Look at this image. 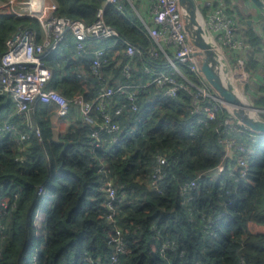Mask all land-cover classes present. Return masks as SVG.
Instances as JSON below:
<instances>
[{
	"label": "trees",
	"instance_id": "1",
	"mask_svg": "<svg viewBox=\"0 0 264 264\" xmlns=\"http://www.w3.org/2000/svg\"><path fill=\"white\" fill-rule=\"evenodd\" d=\"M56 1L60 15L87 22L97 18L106 2ZM124 3L125 9L106 6L107 22L127 40L149 49L154 41L148 29L132 5ZM35 21L0 16V58L7 39L20 26L38 27ZM246 32L253 49L248 68L257 72L263 65L256 54L264 49V37L254 25ZM75 49L70 33L47 59L56 70L58 88H54L69 99L84 95L91 101L99 84L89 62ZM110 57V82L116 84L115 77L130 81L121 74L124 53ZM137 61L143 68L146 60L139 57ZM151 76L140 71L133 79L148 81ZM140 96L139 110L123 117L124 130L117 139L107 134L103 145L95 147L92 122L82 120L74 101L60 121L56 140L49 104L39 103L33 112L42 131L39 137L17 113L13 101L0 94V124L15 123L31 134L24 151L17 132L8 133L0 143V208L3 201L18 202L17 209L0 210L4 226L0 264H88V257L107 264L117 252L112 240L116 228L128 248L121 254L123 264H264V233L250 230L251 222L264 225V136L256 143L262 155L252 162L246 178L237 179L238 174L229 170L219 178L204 175L195 198L185 204L182 183L198 178L222 159L224 145L217 121L202 127L190 110V95L183 90L171 97L153 84L142 87ZM256 104L264 106V96ZM193 128L195 134H191ZM159 154L168 160L165 177L159 180L162 191L151 183ZM19 156L24 160H18ZM108 181L120 195L111 206ZM41 185L47 189L46 196L39 194ZM46 200L45 211L39 212ZM111 211H116L112 219ZM221 212L223 216L217 218ZM166 239L178 246L164 254L161 246Z\"/></svg>",
	"mask_w": 264,
	"mask_h": 264
},
{
	"label": "built area",
	"instance_id": "2",
	"mask_svg": "<svg viewBox=\"0 0 264 264\" xmlns=\"http://www.w3.org/2000/svg\"><path fill=\"white\" fill-rule=\"evenodd\" d=\"M125 1L132 5L148 29L154 41L149 49H142L127 40L119 29L107 22L106 6L116 4L125 9ZM198 2L208 27L232 65L234 75L247 91L246 80L256 72L248 68L253 49L246 30L249 17L255 20L256 27L257 21L264 20V13L254 4L255 16L253 11L240 12L231 0ZM58 7L56 0H0V16L29 18L37 20L40 25L20 26L7 39V49L0 58V94H6L13 101L17 113L39 137H42V131L33 117L35 107L39 103L54 107L53 117L56 116L60 123L69 114L71 102L74 101L82 111V120L92 122L91 133L95 139V147H101L107 134H112L117 139L123 132L124 116L139 110L141 88L154 84L171 97H177L181 90L188 93L192 99L191 112L202 127H208L210 122L217 121L219 140L224 145L222 159L216 167L200 172L198 178L182 183L183 203L188 204L195 198L199 178L204 175L219 178L229 170L232 175L238 174L237 179H242L250 174L252 162L262 155L256 143L264 134L243 127L231 108L206 81L200 69L199 49L190 40L185 29L179 0H106L105 6L99 9L97 18L92 22L60 15ZM256 29L258 30L257 27ZM70 33L75 39L77 55L89 62L92 77H96L99 84L98 93L91 101L86 100L84 95L69 99L51 87L56 70L47 63V59ZM259 34L261 35L260 32ZM96 39L110 41L95 45ZM121 44L125 45L124 48L118 49ZM262 52L264 49L257 52L256 58L260 59ZM119 53H124L126 58L121 63V74L130 81L121 82L120 77H115L116 84H112L107 74L108 64L110 56ZM139 57L146 60L143 68L137 61ZM140 71L150 73L151 78L148 81L133 79L135 73ZM257 107L264 116V106ZM52 111L51 109V115ZM12 132L18 133L20 150L24 151L31 134L22 131L15 123L0 124V143L5 135ZM191 134H195V128L191 130ZM17 159L23 161L24 157L19 156ZM167 161L164 154L158 155L151 183L159 191H162L159 180L165 177L164 167ZM106 191L109 196L108 204L111 206L120 195L112 181H108ZM47 193L45 186L41 185L39 194L46 196ZM15 196L18 197V194ZM1 205L0 210L6 212L17 209L18 202L10 204L3 201ZM115 213L116 211H111L109 217L114 218ZM223 214L221 212L217 218H221ZM3 228V224H0V253ZM154 228L159 230L157 226ZM250 230L252 231L251 224ZM112 240L116 243L117 252L107 264H123L121 254L127 252L128 248L120 229L116 228ZM177 246L175 240L166 239L162 242L161 250L165 254L175 250ZM87 261L88 264H101L92 257H88Z\"/></svg>",
	"mask_w": 264,
	"mask_h": 264
},
{
	"label": "water",
	"instance_id": "3",
	"mask_svg": "<svg viewBox=\"0 0 264 264\" xmlns=\"http://www.w3.org/2000/svg\"><path fill=\"white\" fill-rule=\"evenodd\" d=\"M251 1L264 13V0ZM179 5L189 38L199 49L200 69L206 81L231 108L243 127L264 134V116L259 113L245 86L234 75L228 57L204 19L198 0H179ZM248 24L253 25V19H249ZM94 80L97 81V78Z\"/></svg>",
	"mask_w": 264,
	"mask_h": 264
},
{
	"label": "rangeland",
	"instance_id": "4",
	"mask_svg": "<svg viewBox=\"0 0 264 264\" xmlns=\"http://www.w3.org/2000/svg\"><path fill=\"white\" fill-rule=\"evenodd\" d=\"M231 2H233L235 5H237V9L240 12L246 13L245 11L249 10V11H253V13H254V10L256 9L251 0H231ZM254 16H255V13H254ZM35 22L38 26H40L37 21H35ZM263 22H264V20L262 19L261 21H257L256 22L257 24H255V25L258 28L261 35L264 36ZM108 41H110V40H108V39H96V43L100 44V45L106 44ZM246 81L247 82L245 85H248L247 89H249V90H247V93H248L249 97L252 99V101L256 104V101L259 100L261 98V95H262L261 86H263V84H264V70H263V72L260 71L258 74H252L251 77L248 78ZM51 87L58 88L57 79H54L52 81ZM257 106H259V105H257ZM46 199L49 201L50 197H46ZM38 211L42 212V210H40V209Z\"/></svg>",
	"mask_w": 264,
	"mask_h": 264
},
{
	"label": "crops",
	"instance_id": "5",
	"mask_svg": "<svg viewBox=\"0 0 264 264\" xmlns=\"http://www.w3.org/2000/svg\"><path fill=\"white\" fill-rule=\"evenodd\" d=\"M201 1H204V0H201ZM249 19H252V18L249 17ZM254 22H255V20L253 19V25H254ZM94 44L99 45L96 43V40H94ZM263 47H264V44H263ZM260 59L263 60V66L261 67L260 70H258L256 72V74H258L260 71L263 72V70H264V52L261 53ZM261 90H262V95H261V97H262V96H264V84H263V86H261ZM51 109L53 110L52 115H51V121H52L53 130H54V137L56 140H58L59 136H60V132H61V124L59 123L56 116L53 117V113L55 111L54 107H52ZM46 204H47V200L43 202V205H41L39 209L42 211H45ZM250 224H251V228H252L253 232L264 233V225L263 224H259L257 222H251Z\"/></svg>",
	"mask_w": 264,
	"mask_h": 264
}]
</instances>
